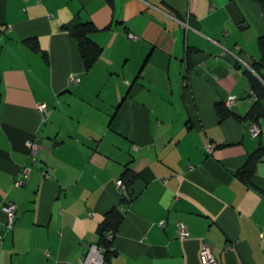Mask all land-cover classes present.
Wrapping results in <instances>:
<instances>
[{
	"label": "crops",
	"instance_id": "crops-1",
	"mask_svg": "<svg viewBox=\"0 0 264 264\" xmlns=\"http://www.w3.org/2000/svg\"><path fill=\"white\" fill-rule=\"evenodd\" d=\"M80 22L101 49L86 71ZM263 34L258 0H0V264L75 262L111 207L106 264H205L203 244L215 264H264V116L245 117L235 58L257 62ZM257 73L264 86V60Z\"/></svg>",
	"mask_w": 264,
	"mask_h": 264
},
{
	"label": "trees",
	"instance_id": "trees-1",
	"mask_svg": "<svg viewBox=\"0 0 264 264\" xmlns=\"http://www.w3.org/2000/svg\"><path fill=\"white\" fill-rule=\"evenodd\" d=\"M258 2L264 22V0H258ZM94 30L95 27L91 22H80L76 24L71 31V35L76 40L79 57L85 71L94 64L101 51L100 47L89 38V34ZM24 43L30 47L31 50H34L35 43L33 40H25ZM256 43L259 51V60L250 64L251 71L248 69L244 71L248 75L250 91L253 93L255 99L252 105L249 107L245 117L249 118L253 122L256 121L257 118L264 116V110L261 109L259 105V100L264 96V86L259 81V79L262 80V78L258 77L257 73L258 67L264 60V34L257 38ZM251 72H255L256 75H253ZM214 110L219 119H222L229 114V111L220 102H216L214 104ZM261 151L262 148L259 147L247 156L243 165V169L238 172L241 173L240 175H243L241 176L243 181H246L248 179L247 177L250 176L253 165L259 158ZM244 173L247 177H244ZM132 179L133 174L129 170L125 169L121 174L120 181L124 180L125 184H128ZM120 221L121 214L115 207H111L103 214L101 221L97 225L96 244L103 248L104 259H106V255L111 250V240H108L106 235L108 232L114 234L119 226Z\"/></svg>",
	"mask_w": 264,
	"mask_h": 264
},
{
	"label": "built area",
	"instance_id": "built-area-1",
	"mask_svg": "<svg viewBox=\"0 0 264 264\" xmlns=\"http://www.w3.org/2000/svg\"><path fill=\"white\" fill-rule=\"evenodd\" d=\"M185 26V25H184ZM128 37L132 40H134L136 37L132 34H128ZM236 60L241 63L246 69L250 70V67H248V65H246V63H244L240 58L236 57ZM78 78L75 76H69L68 77V82L69 83H74L77 82ZM250 98L254 99V95L253 93H250ZM233 98L232 97H228L226 99V104L229 105L232 103ZM36 109L38 111H42L45 109V106L43 104H39L36 106ZM259 132V128L257 127V125L255 123H250L249 125V133L250 135L254 136L257 135V133ZM36 136L33 137V139L29 140L26 144L27 146V150L29 151V153H31V155L34 154V152L36 151V149L38 148V143L36 142ZM205 150L209 151V147L205 146ZM26 173V170H23V174ZM45 174V173H44ZM17 184H22L23 181L21 179H18L16 181ZM115 184L120 187L121 189H123V184L122 182L118 179L116 180ZM2 211L5 214L6 217V228H10L13 222V217H14V212H15V206L13 203L11 202H5L2 205ZM159 227L163 226L162 222L158 223ZM187 235V231L185 229V227L181 224V223H177L176 224V236L179 240H182L186 237ZM113 237V234L111 232H108L106 235V238L108 240H111ZM199 258L201 259V261L205 264H215L214 260L212 259V257L210 256V252L209 249L206 245H202L201 248L199 249ZM58 264H106L105 259H104V255H103V248L100 247L97 244H90L87 246L85 252L80 256V258H78L75 262L70 263V262H66V261H60Z\"/></svg>",
	"mask_w": 264,
	"mask_h": 264
}]
</instances>
